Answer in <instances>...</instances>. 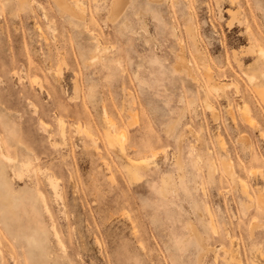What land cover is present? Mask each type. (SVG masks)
Returning <instances> with one entry per match:
<instances>
[{
	"label": "rangeland",
	"instance_id": "374dc122",
	"mask_svg": "<svg viewBox=\"0 0 264 264\" xmlns=\"http://www.w3.org/2000/svg\"><path fill=\"white\" fill-rule=\"evenodd\" d=\"M66 2L0 0L4 264H264V0Z\"/></svg>",
	"mask_w": 264,
	"mask_h": 264
},
{
	"label": "bare ground",
	"instance_id": "6f19581e",
	"mask_svg": "<svg viewBox=\"0 0 264 264\" xmlns=\"http://www.w3.org/2000/svg\"><path fill=\"white\" fill-rule=\"evenodd\" d=\"M24 1L25 0H20V6H22L23 5V3H24ZM57 3H58V5L61 7V9H63V10H69L70 9V11L69 12H73V15L74 14H76L75 16L77 17L78 15H79V17L80 16H82L81 18L83 19V15H84V13L82 12V10H80L79 9V11H76V10H71V8L69 7V4L66 2L67 0H55ZM155 1V0H154ZM160 1V0H159ZM127 2H128V0H112V2H111V16L112 17H114V18H118L122 13H123V10L125 9V7H126V5H127ZM77 8V7H76ZM72 14V13H71ZM85 16V15H84ZM238 17V16H237ZM192 26V25H191ZM190 25L187 27V30H188V32H189V34L191 35V37H192V40L195 42V36H194V29H193V27H191ZM98 41V40H97ZM97 44V43H96ZM263 50V49H262ZM181 51L183 52V47H182V49H181ZM180 51V52H181ZM259 52V51H258ZM262 53V52H261ZM181 54V53H180ZM264 54V53H263ZM197 58H198V60H199V62L201 63L202 61H204V57H203V54L201 53V52H198V54H197ZM262 58V57H261ZM205 62V61H204ZM203 64V63H202ZM209 66V65H208ZM175 67L176 68H178L179 70L178 71H180V69L181 68H185V69H187L188 70V73L193 77V80L195 79V77H194V75H193V73L194 72H192L193 70H191L190 68H192V67H190L189 68V66H188V64H187V62L184 60V58H183V56L181 55L180 56V59H179V61L177 62V66L175 65ZM175 68V69H176ZM205 68V67H204ZM209 68V67H208ZM210 69V68H209ZM182 70V69H181ZM58 71V70H57ZM208 71L209 70H207L206 69V74H207V77H208V80H209V82H210V80L212 79V77L209 75V73H208ZM187 72V71H186ZM189 75V76H190ZM206 77V78H207ZM247 77H249V80L251 81V82H253L254 83V81H255V76H253L252 74L251 75H249V76H247ZM248 79V78H247ZM212 81V80H211ZM210 86H211V89L213 90V91H219V90H224L223 88H225L226 87V85L224 84V83H212V82H210ZM235 86H236V84H235ZM258 88H260L259 86H257V89ZM221 91H219V92H221ZM218 92V93H219ZM257 92H258V94H259V96L261 97V99L263 100V102H264V89L262 88V89H258L257 90ZM209 102V101H208ZM211 106V105H210ZM209 107V106H208ZM212 107V106H211ZM212 108H214V107H212ZM246 109H244V112H246L245 111ZM248 110V109H247ZM243 112V113H244ZM247 112H250V110L249 111H247ZM213 113V112H212ZM246 114V113H245ZM248 115V114H247ZM250 117V116H249ZM246 118V117H245ZM248 120V119H247ZM107 126H108V124H107ZM123 132V131H122ZM124 136V135H123ZM121 137V136H120ZM122 139H124V137L122 138ZM156 155V154H155ZM0 158L4 161V162H8V163H11L12 162V159L10 158V156H9V154H8V152H7V149H6V142H4V140H3V138H2V136H1V134H0ZM13 166H15V165H13ZM20 168H19V170H17L16 168H14L13 170H14V176L16 177V178H18V179H22L23 178V176L24 175H26L28 172H30L31 171V162L30 161H23L22 163H21V165L19 166ZM134 170H131V172H130V174H131V178H133V179H136V173H137V168H133ZM233 174V173H232ZM139 177V176H138ZM138 179V178H137ZM136 179V180H137ZM165 181V180H164ZM240 181H242V180H240L239 179V182ZM47 182H48V184H49V187H50V189H51V191L54 193V196L56 197V198H58V199H60L61 198V191H60V185H59V182H58V178H56V177H54V175L53 174H49L48 176H47ZM164 183V182H163ZM166 183V182H165ZM164 183V184H165ZM240 184H241V182H240ZM242 185V184H241ZM164 187V186H163ZM244 186H242V188H243ZM244 189V188H243ZM245 193H248V191L247 192H245ZM3 195H4V197H0V201L1 202H4L5 204H7V205H10V206H12V204H11V201H10V195H7L6 193H3ZM259 195V194H258ZM37 196H39V198H40V200H41V202H42V204H43V207H44V209L46 210V211H48V207H47V204H46V197H45V195H44V193L42 192V191H40V190H38L37 191ZM250 196V195H249ZM248 196V197H249ZM258 202L260 203V205H261V207H264V195H262V194H260L259 195V197H258ZM190 228H191V226H190ZM192 233V232H191ZM200 235V234H199ZM55 237H56V242H57V244L61 247V248H64V243H63V241H62V239H61V237L59 236V234L55 231ZM198 240V239H197ZM98 243H100V242H98ZM203 243V242H202ZM0 245H1V237H0ZM208 248V247H207ZM206 250V249H205ZM207 252V251H206ZM12 256V255H11ZM13 257V256H12ZM2 251H1V249H0V264H4V262L2 261ZM12 264H17V262L16 261H13V263Z\"/></svg>",
	"mask_w": 264,
	"mask_h": 264
}]
</instances>
